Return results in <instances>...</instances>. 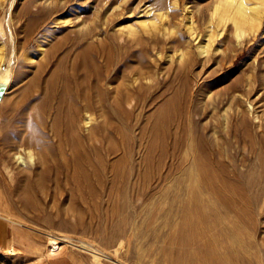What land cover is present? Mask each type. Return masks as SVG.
Returning a JSON list of instances; mask_svg holds the SVG:
<instances>
[{"label": "rangeland", "instance_id": "374dc122", "mask_svg": "<svg viewBox=\"0 0 264 264\" xmlns=\"http://www.w3.org/2000/svg\"><path fill=\"white\" fill-rule=\"evenodd\" d=\"M216 1L2 0L0 47L4 45L7 50L5 65L10 63V90L0 103V107L6 106L5 116L11 112L12 105L28 93L30 82L39 74L38 64L25 59L27 53H38V44H45L39 62L47 65L41 73V86L57 71L61 58L67 57L71 65L83 48L92 43L96 44V50L90 54L99 56V65L102 66V58L110 49L121 62L113 69L111 80L107 83L110 93L106 100L100 103L95 98L97 105L93 111L94 135L91 142L100 152L107 153V149L115 147V154L110 152V162H115L123 156V138L128 139V156L134 162V179L139 186L137 190H143V175L146 173L149 174V180L145 183L150 186L145 201L123 205L111 190H108L109 199L80 201L65 180H61L58 188L52 180L48 181L42 194L34 188V197L27 199L24 179L15 178L11 186H0V215L4 218H0L2 240L5 231V244L1 242L0 245H9L6 240H12L15 249V254L8 256L2 255L1 252L5 254L6 250L0 249V264H36L38 256L40 262L44 260L45 264H203L206 256L198 249L201 238L195 235L186 241L179 231L183 225L184 207L194 202L190 201L195 193L194 181L198 176L201 177L195 170L199 163L208 164L215 174L218 173L217 186L222 183L219 189L231 200L230 204L225 205L211 186L204 185L198 193L200 202L212 204L226 216L228 222L239 224L247 239L255 246L249 253L242 255L243 262L235 264H248L247 258L253 261L249 264H262L264 23L255 39L240 46L231 23L222 28V25H218V18L212 19ZM46 2H50L48 6ZM51 2L57 3L52 5L56 13L50 10ZM160 3L165 7L167 4V7L161 4L162 8L156 9ZM188 7L193 9L195 37L187 31L188 15L185 13ZM114 8L118 9L113 15ZM144 9H148L150 14L144 15L141 12ZM10 13L14 21L9 26ZM108 14L110 16L107 17ZM160 14L164 19L159 20ZM121 16L125 18L121 19ZM106 17L113 18L106 20ZM114 18L121 20L115 21ZM142 19L146 21L145 27L148 25L147 30L144 24L141 26ZM104 22L107 25L102 29ZM121 22L136 26L135 33L138 35L131 38L126 33H120L118 24ZM9 29L13 31L18 46L17 58L12 54ZM210 31L215 35L217 32L222 34L215 38L211 53L200 55L198 45L207 39ZM85 32L89 33V38L80 41L78 36ZM197 35L199 38L195 40ZM155 40L159 46L154 45ZM56 46H60V49L56 50ZM65 51L69 52L68 56ZM183 53L186 57L182 58L180 56ZM118 87H121L119 91L116 90ZM33 98L20 105L16 114L18 120L14 119L17 131L23 130L40 102L39 94ZM167 102L168 108L165 107ZM163 107L166 108L164 112H167L163 113V117L166 121L171 120L167 126L170 137L165 139L166 142L157 141L155 151L149 154L150 144L154 141L151 130ZM238 115L239 118L245 116L249 124H243ZM52 122L48 118L45 143L43 141L38 151L52 144L57 146L52 137ZM85 133L89 134L86 129ZM200 136L206 138L207 142L205 153L202 154ZM13 141L15 137L8 140L10 144ZM54 152L57 149L54 148ZM14 153L12 151L11 155ZM21 153L25 154L24 150ZM203 154L206 158H203ZM17 166L14 164V167ZM220 166H226L224 168L227 171L222 172ZM38 171L39 167L36 168ZM38 228L43 231L36 234L33 229ZM14 229L19 231V235L25 233L24 236L14 239ZM53 237L66 240L55 253L49 250V241ZM221 251L224 252V249Z\"/></svg>", "mask_w": 264, "mask_h": 264}, {"label": "bare ground", "instance_id": "6f19581e", "mask_svg": "<svg viewBox=\"0 0 264 264\" xmlns=\"http://www.w3.org/2000/svg\"><path fill=\"white\" fill-rule=\"evenodd\" d=\"M39 3L42 4L40 1ZM46 3H44L43 5H45ZM48 3H47V6H48ZM54 4H52V2L50 4L51 5L50 10H53L52 12H54V7H52V5ZM161 4L162 3H160L159 4L160 7L156 9L162 8L161 7L162 5L163 7H165L164 4L162 5ZM174 5H177V10H178V3L176 1ZM1 7H3L2 0H0V8ZM12 7L13 6L11 5V8ZM61 7L62 6H60V8ZM138 7H136V9H138ZM166 7H167V4H166ZM117 9L118 8L112 9L113 15H114V11H116ZM186 9H187V12L185 14L188 15V19H187V24H188L187 29L188 30L187 31H189L190 36L192 35L193 37H195L196 31H195L194 18H193V9L190 10L189 7ZM43 10H45V8ZM110 12L111 11H109V14ZM120 12H121V9H120ZM141 12H143L144 15L150 14V11L148 9L146 10L144 9V11H141ZM50 14H53V13H50ZM109 14L107 15V17L110 16ZM125 14H128V13H125ZM107 17H106V20H109V19L112 20L113 18V17L111 18L109 17L107 19ZM114 17L117 18V16H114ZM159 17H157L159 18V20L164 19V16L161 14L159 15ZM215 17L216 19L218 18L219 20L218 25L220 26L222 25V28H224L227 23L232 24L234 28V32H235V37L238 39L239 45L243 46L248 41L255 39L258 36V33L261 31V28L264 23V0H217L214 10L212 12V19ZM13 18L14 16H12V13H10L9 21H8L9 26H10V23L14 21L12 20ZM36 18L38 19L39 17H36ZM115 18L113 20H115ZM124 18L125 17L122 18L121 16V19H124ZM102 19L104 20V18ZM121 19L119 20L116 19L115 21H120ZM58 20L57 22H59ZM100 21L101 19L99 20V24H101ZM130 24L125 25L122 22L119 23L118 24L120 26L119 32L122 34L124 33V35L126 33L128 34L129 37L137 34V32L135 33V30H136L135 28L137 27L136 26L134 27V25H130ZM142 24H144L143 26L145 27L146 21L143 20L141 22V26ZM102 25H103L102 27L103 29L104 26L107 25V22H104V24ZM147 26L148 25H146V27ZM146 27L144 29H146ZM153 29H156V28H153ZM9 30H10L9 39L11 40L13 44L12 46L10 43V45L13 48L12 54L15 58H17L16 55L17 53H19L17 52L18 46L16 47L15 36H14L13 31H11V29ZM119 32L117 31V33ZM221 34L217 32V34L215 35L212 31H210V34L207 35V39L204 42L199 43L198 45V50L200 51V55L211 53V48L213 46V42L215 41V38H218L219 35ZM88 38H89V33H86V32L81 33L78 36V39H81L80 41H84ZM198 38L199 37L197 35L195 40ZM38 45L40 46L38 53H36L37 51L32 54H28L26 52L27 55L25 56V59L28 62L38 64V71H39V74L36 75L33 81L30 82L31 84H29L28 93L22 96L21 99L18 102H16L14 105H12L11 112L7 113V116H5L6 113L4 112L6 106L0 107V142L2 141L1 143L2 146L0 144L1 146L0 148V186L9 187L12 185L15 178L17 180L24 179L23 182H24V188H25V197H27V199H32L35 195V194L33 195V191H35L34 188L36 189V191L38 190L39 194H42L48 181L52 180V182L58 188V186L61 185L60 183L61 180L62 181L65 180V182L69 186L72 187L76 198L83 202L103 200L106 198L109 199L108 190L115 192L117 199H120L123 205H130V204H134L135 202L144 200L145 197L147 196L148 189L150 186V184L145 183L147 180H149V176H148L149 174L146 173L143 175V180H144L143 186H142L143 190L141 192L138 191L137 190L138 181L134 179V177L136 178L135 166L133 164L134 162H132L131 156H128V154H130V150L128 151L130 141L126 138H123V144H124L122 147L123 156H121L115 162H110L111 161L110 152L111 154H115L116 152L115 147H111L110 150L107 149V153L100 152L96 148V146L91 142V137L92 135H94V132H93L94 128L92 127V125L94 122L93 111L95 110V107L97 105L96 102L97 100H99L100 103H102L103 101L106 100L107 95L110 93L109 89L106 87L107 83H109L111 80L113 69L114 68L116 69V67L120 65L119 63L121 62V59H117L115 55L113 54V51L109 49L106 52L105 56L102 58L103 60L102 66L99 65V56H95V55L92 56L90 54L94 50H96V44L90 43L89 45L83 48L81 53L78 54V56L74 59L71 65L67 62L66 60L67 57L61 58L57 65V71H55L51 75V77L45 82L44 86H41L40 85L41 84V73L45 71V68L47 67V65L45 63L39 62L40 57H42L45 51V44H41V45L38 44ZM154 45L159 46V42L155 40ZM61 47H62V44H61ZM59 49H60V46L58 47L56 46V50H59ZM5 51H7L5 46L1 45L0 47V83L5 84L7 87L2 101L5 99L6 94L10 90V86H9L10 63L8 65H5L6 63V60H5L6 52ZM65 52H67L66 56H68L69 52L68 51H65ZM180 57L182 58L186 57L185 53H183L182 56ZM190 60L192 61L191 58ZM81 69L83 70V72L81 71ZM80 71L82 72L83 75L79 73ZM140 87L142 88L143 85ZM120 89L121 87L116 88L117 91H119ZM36 94H39L40 102L38 103L37 106H35V110L32 113L33 115L31 114L32 116L30 115V118L27 119L26 123L23 126V130L20 129L19 131H17V128H15L14 126V121H15L14 119L16 118V114H18L20 110V105L26 104V102H28ZM95 98H97V100H95ZM2 101H0V103ZM165 107L168 108V102L165 105ZM165 107H163L161 111L159 110L157 120L153 124L151 132L154 135V141L151 142L150 144L149 152H148L149 154H152L153 151H155V148H156L155 145L157 141L161 140L162 142H164L166 138L170 137L167 126L171 123V120L166 121L165 118L163 117V113L166 112V111L164 112V110L166 109ZM212 110H213V107H212ZM244 117L241 116L239 118V115H238V119H241L243 124H247L246 118ZM48 118H51L53 121L51 131L53 133L52 134L53 139L57 142V146L52 144V146H47L41 151H38V148H40L41 144L45 140V137L47 136L45 135V128H46ZM85 129L87 132H89V134L85 133ZM62 132H63V136L61 135ZM10 137H13V138L15 137V141H13L12 144L8 142ZM205 139L206 138H204L203 136L200 138V141H199V147L201 150V153L199 152L200 154L205 153L204 150H206L205 148H207L205 147L207 144ZM5 144L7 145L6 147H5ZM54 148L57 149L56 153L55 152L53 153ZM22 150H24L25 154L21 153ZM12 151H15L13 156L11 155ZM204 156H206L205 154H203V158H206ZM14 164L18 166L14 167ZM195 164L197 163L195 162ZM38 167L40 168V171L36 172V168ZM224 167L220 166L222 172L226 170V168ZM195 168H196L195 170L201 174V177L198 176L197 180L194 181L195 182V186H194L195 193L192 196V199L190 201V202L192 201L194 202L188 203L184 207L183 225L179 229V231H181L180 233L183 234L184 240L186 241L190 240V238H194L195 235L201 238L200 240L201 242L198 243L199 245L198 249L204 254V256H206L204 258L203 264H235V263H238V261L243 262L242 255L244 253H249V251L255 248L254 244L249 239H247L244 229L241 226H239V224H237L236 222H232V221L228 222L226 219V216H223L220 213L219 209L213 206L212 204L206 205L205 203H202L199 200L200 194L198 193L200 189L202 188V186L208 185L213 188V191L215 190L214 192H217V197L221 200V202L225 203V205L230 204L231 202L230 198L227 195H224L223 192L219 189L222 183H220L221 185L219 187L217 186L219 184V182L217 183L218 180L216 178L218 173L215 174L216 173L215 170L211 169L208 166V164L206 165L204 163L202 164L199 163L198 165L195 166ZM171 209L172 208H170L169 211H171ZM225 215H227V213H225ZM0 218H3V217L0 215ZM0 228H1L0 230H2L3 228L1 224H0ZM33 231L36 234H39L43 230L38 228V229H33ZM13 233H14V239H16L17 237H22V235L25 234L21 232L20 233L21 235H19L18 234L19 231L17 229H14ZM4 236H5V231L3 232V241H2V238L0 237V243L3 242L5 244ZM12 242L14 244V241ZM65 242L66 240L64 238H58V237L54 238L53 237V239L49 241L50 252L55 253L56 251H59ZM5 246L8 247L5 251V254L6 252H7V255L15 254V249L11 248L13 247L11 243ZM194 248H197V247H194ZM222 249H224V252L221 251ZM247 262L248 264L253 263V261L248 258H247ZM262 264H264V260H262Z\"/></svg>", "mask_w": 264, "mask_h": 264}, {"label": "crops", "instance_id": "0c3cea01", "mask_svg": "<svg viewBox=\"0 0 264 264\" xmlns=\"http://www.w3.org/2000/svg\"><path fill=\"white\" fill-rule=\"evenodd\" d=\"M0 229H1V228H0ZM0 237H1V236H0ZM2 241H3V240H2ZM6 242L9 243V244L11 243V245H14L13 242H12V240H10V241H7V240H6ZM7 248H8L7 246H2V245H0V249H2V250H6ZM11 248H13V247H11ZM1 253H2V255H4V256H8V255L4 254V252H1ZM37 255H40V253H39V254L37 253ZM39 258H40V257L38 256V258H37V259H38V262H36V264H45L44 260H43V263H42V262H40V259H39ZM43 259H44V258H43Z\"/></svg>", "mask_w": 264, "mask_h": 264}, {"label": "water", "instance_id": "95a60500", "mask_svg": "<svg viewBox=\"0 0 264 264\" xmlns=\"http://www.w3.org/2000/svg\"><path fill=\"white\" fill-rule=\"evenodd\" d=\"M6 89H7L6 85L0 83V101H2L3 96L5 95Z\"/></svg>", "mask_w": 264, "mask_h": 264}]
</instances>
